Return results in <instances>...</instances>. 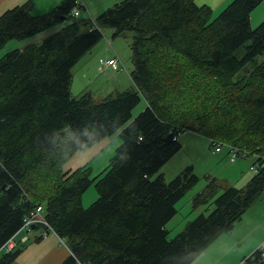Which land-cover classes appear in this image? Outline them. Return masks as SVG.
<instances>
[{
  "label": "trees",
  "instance_id": "16d2710c",
  "mask_svg": "<svg viewBox=\"0 0 264 264\" xmlns=\"http://www.w3.org/2000/svg\"><path fill=\"white\" fill-rule=\"evenodd\" d=\"M262 1L232 0L214 19L197 0H121L95 20L71 15L78 0L42 15L28 0L0 15V49L63 23L0 58V264L22 252L20 242L6 245L38 205L72 252L62 264H192L233 230L264 193V20L255 28L250 20ZM105 28L133 33L134 86L101 100L89 90L74 95L73 68ZM185 132L206 136L213 152L240 147L257 171L220 194L210 179L193 206L214 208L169 238L177 202L199 181L193 166L170 181L160 172ZM117 133L122 143L98 176L88 167L63 172L77 151ZM93 184L98 197L84 207Z\"/></svg>",
  "mask_w": 264,
  "mask_h": 264
},
{
  "label": "rangeland",
  "instance_id": "374dc122",
  "mask_svg": "<svg viewBox=\"0 0 264 264\" xmlns=\"http://www.w3.org/2000/svg\"><path fill=\"white\" fill-rule=\"evenodd\" d=\"M26 1L28 0H22L21 3H18L17 5H21ZM33 1L35 7L34 12H36L41 10L46 0ZM78 1L80 3L89 2L87 4V10L84 11L78 19L93 18L94 20L99 14L108 8L113 7L116 3V0ZM99 1H103V4H106L107 2L106 7L100 11V13H97L96 11L92 13L90 5L92 4L91 7H95ZM223 4L224 3L216 5L215 8L213 7L212 19L216 18L229 3L227 5ZM250 20L253 28L259 26L264 20V0L252 11ZM62 27L63 23H60L41 34L30 38L28 41H19L17 39L10 40L8 44L0 49V58L7 52L16 48V46H24L26 43L33 41L38 42L44 36H47ZM132 39L133 33L130 31H127L120 36L113 37V30L105 28L104 38L87 54L86 58L98 57L100 53L99 49L103 47L105 50L108 49L107 52L118 54L122 60V68H120L119 71H112L110 69L102 70L98 68L96 73L92 76L91 83L86 90L92 92L97 100H101L114 90V87H110L115 83L116 78H125L129 76V72L133 69V62L131 59ZM243 48L244 47L241 49L243 50ZM257 61L260 63L264 62V54L259 56ZM125 66L127 70H125ZM75 68L76 66L73 68V75ZM248 69L249 68H246V71ZM84 82V80L81 83L77 81V84L74 85V89H72L74 95H78L84 90V88H82L86 84ZM146 106V101L142 99L133 111V118L143 111ZM181 139L183 148L174 156L169 164L167 163L160 170V172L164 173L166 181H170L187 166H193L195 170L194 172L199 177V181L177 202L176 208L178 209V213L167 225L169 238H173L183 231L186 224L195 219L199 214H208L214 208L213 203H211V205H209V203L203 204L197 208H194L193 206L194 197L199 192L203 191L210 179L216 180L218 186L217 193L219 192L218 194H220L229 186H236L239 188L244 187L255 174V171L251 169L254 161L251 157H238L235 161H231L229 157V148L227 146L223 147L222 152L214 153L210 140L204 135L185 132ZM121 143L122 138L119 136V133L113 136H108L85 149L77 151L64 163L62 170L63 172H74L80 168L88 167L91 169V177L95 178L107 168L110 159L115 155L116 150ZM97 197L98 193L93 184L83 195L84 207H89ZM50 232L56 233L54 229H51ZM63 239L67 244V240L65 238ZM260 239H264V193L253 202L243 214L242 219L235 224V227L231 232L223 233L217 237L192 264H198L201 262H203V264H242L243 260L258 249L260 244L264 242L263 240L259 245H256ZM27 244L28 242H26V245ZM209 255L211 256V262L208 261ZM213 259L215 262H212Z\"/></svg>",
  "mask_w": 264,
  "mask_h": 264
},
{
  "label": "crops",
  "instance_id": "0c3cea01",
  "mask_svg": "<svg viewBox=\"0 0 264 264\" xmlns=\"http://www.w3.org/2000/svg\"><path fill=\"white\" fill-rule=\"evenodd\" d=\"M21 1L22 0H0V15L4 13L6 10L13 8L18 3H21ZM62 1L63 0H46L41 10L34 12V9H33V14L42 15L44 13H47L53 10ZM119 1L121 0H116V3H118ZM229 1L231 2L232 0H197L199 4H204V3L209 4L210 6H212V8L213 7L215 8L216 5H220L222 3H224L223 5H227L228 3H230ZM88 3L89 2H83V3L79 2V5L81 6L79 8L80 15L83 14V12L87 10ZM106 4H103V1H99L97 6L95 7H91L92 5L91 4L90 5L91 12L93 13L96 11L97 13H100V11H102L106 7ZM16 47H20V46H16ZM99 51L100 53L98 57L86 58L87 57L86 55L84 57L86 59L82 58L80 62H78L75 68L74 75H73L72 89H74V85L77 84V81L81 83L83 80L85 81L84 83L86 84L82 88H84V90L88 89V86L91 83V78L96 73L97 69L100 68L102 70H106L105 67L101 64L100 60L104 58L105 59L111 58V57L118 55V54H114L111 52H107L108 49L105 50V48L103 47H101ZM110 70L119 71L120 69L118 70L110 69ZM125 70H127L126 66H125ZM129 76L125 78L119 77V78H116V80L114 79L115 83L110 87V88L114 87L113 92L117 90L119 91V90H126L129 88H132L134 86V82L132 80L130 72H129ZM182 135H181V138H182ZM171 160L169 162H171ZM24 236H25L24 231H19L16 234V237H15L16 241L20 242L18 246L19 247L23 246V250L18 256V258L12 264H62L72 254L70 248L66 245L64 246L60 242V237L58 236V234L54 232H50L45 226L41 225V226H37L33 228L32 231L28 234V239L23 242L22 239H24ZM263 240L264 239H260L256 245H259ZM26 242H28L27 245H26ZM208 258H209L208 261L211 262L210 255ZM212 262H215V260L213 259ZM198 264H203V262L198 263Z\"/></svg>",
  "mask_w": 264,
  "mask_h": 264
},
{
  "label": "built area",
  "instance_id": "2783aa9c",
  "mask_svg": "<svg viewBox=\"0 0 264 264\" xmlns=\"http://www.w3.org/2000/svg\"><path fill=\"white\" fill-rule=\"evenodd\" d=\"M71 15L74 17H78L80 15V9H74L71 12ZM101 64L105 67V69H114L118 70L122 67V60L119 56H114L111 58H104L100 60ZM222 150V145H218L214 148V152H220ZM229 153H230V160L235 161L238 157H246L247 153L246 151L242 150L240 147L229 145ZM251 169L253 171H257V166L252 165ZM34 225H42L49 229V231L52 229L48 221L44 217V207L43 205H38L36 208L32 209L28 215L24 219V225L21 228L20 231H24L25 236L22 241H26L28 239V234L32 231ZM16 237V236H15ZM10 239L6 247L8 250H12L16 247L17 242L16 238ZM60 241L63 245L67 244L64 242L63 238H60ZM81 264V263H79ZM242 264H264V242L260 244L258 249H256L252 254H250L246 259L243 260Z\"/></svg>",
  "mask_w": 264,
  "mask_h": 264
},
{
  "label": "water",
  "instance_id": "95a60500",
  "mask_svg": "<svg viewBox=\"0 0 264 264\" xmlns=\"http://www.w3.org/2000/svg\"><path fill=\"white\" fill-rule=\"evenodd\" d=\"M37 227L36 225L33 226V228Z\"/></svg>",
  "mask_w": 264,
  "mask_h": 264
}]
</instances>
